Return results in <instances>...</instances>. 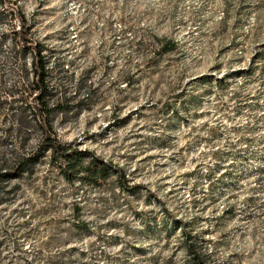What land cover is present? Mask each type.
<instances>
[{
  "label": "clouds",
  "instance_id": "clouds-1",
  "mask_svg": "<svg viewBox=\"0 0 264 264\" xmlns=\"http://www.w3.org/2000/svg\"><path fill=\"white\" fill-rule=\"evenodd\" d=\"M0 11L17 13L0 23V96L23 94L31 83L34 50L18 52L15 36L25 21L34 41L63 50L60 67L46 60L50 75L41 99L52 110L47 129L26 122L22 145L0 149V168L20 165L8 178L15 184L30 173L43 176L53 151L78 146L70 157L77 174L53 169L49 177L52 211L64 222L46 230L32 218L35 198L27 193L12 207L23 205L28 215L5 224L11 210L0 212L7 248H0V264H47L44 250L52 248L66 253L61 264H138L142 258L149 264L154 256L164 264L173 255L175 264H186L189 252L180 247L186 232L203 243L200 254L211 264H264V181L258 183L257 171L264 161L251 158L256 149L244 142L264 138V130L247 131L264 111H233L235 98L264 105V0H4ZM157 42L165 46L153 56ZM169 94L168 146L137 151L134 140L125 142L139 131L135 120L109 127L114 112L124 117L142 106L161 108ZM214 130L224 132L223 139L205 143ZM46 136L56 143L47 144ZM33 151L41 154L29 159ZM217 151L232 155L217 160ZM131 155L132 162L121 159ZM149 156L154 159L141 163ZM90 169H104L106 183L85 179ZM229 172L236 183H221ZM163 233L170 243L156 239Z\"/></svg>",
  "mask_w": 264,
  "mask_h": 264
},
{
  "label": "rangeland",
  "instance_id": "rangeland-1",
  "mask_svg": "<svg viewBox=\"0 0 264 264\" xmlns=\"http://www.w3.org/2000/svg\"><path fill=\"white\" fill-rule=\"evenodd\" d=\"M10 4L14 3L15 0H8ZM4 4V0H0V6ZM17 15L16 12L12 11H0V23H3L7 21L10 18H15ZM32 25L28 24L27 21H25L24 29L20 32H17L15 34L16 39L20 42L21 47L17 49L18 52H22L25 48L33 49L34 46H40L41 52L44 55L45 52L48 53L47 58L44 55L45 62L47 60L48 63H55L58 67H60V61L57 59L58 56H63V50L56 49V48H49L47 45H45L40 40H33L31 38L32 36ZM26 33V34H25ZM52 37H45V40H51ZM165 45L161 43H156L153 56L158 54ZM259 55L264 56V46H261L259 49ZM46 64L47 68V77H49V69ZM34 65L32 64V70H31V83L25 85V91L23 94H21L19 91L15 93V96L13 97L12 92L9 91L7 96H0V149L7 151L13 143L21 144L23 143L24 138V131L27 127L26 122L31 123L35 122V125L39 127L41 130V122L37 116V109L38 108V101H37V90H35L37 86V78L35 77L34 73ZM262 76H264V72L261 73ZM156 87H159V84L156 85ZM237 100L236 106L233 109L235 114L237 116L243 115L245 110L248 112H254L257 109L264 111V105H261L260 103H253V104H245L243 103L239 98H235ZM163 104V107L157 108L156 106H153L151 108L147 106H142L139 109H137L135 112H130L127 116L121 117L116 112L113 113L112 119L114 121L113 124H110V128H116L117 130L122 129L129 124L132 123L133 120H135L137 123L134 125V127L139 128L138 132L129 133L128 136L125 137V142H127L128 139H132L135 141L134 147L137 151L140 149L145 148L146 146L150 149L152 147H165L169 145V141L172 139V137L169 135L170 131L173 129V121L174 116L170 114L169 109L172 106V97L171 94H169L168 101H161ZM5 109H7L5 111ZM24 109V122L21 121V119L16 116L15 114L19 111H22ZM66 106L61 105L60 111L64 112L66 111ZM223 110V109H221ZM52 112V110H51ZM151 114V115H150ZM206 116H211V112L205 113ZM52 118V117H51ZM196 119H202V116H196ZM143 121V126L140 125L139 122ZM163 121V123H161ZM262 121H264V117L259 118L256 122V126L247 127V131L256 133L261 130H264L262 128ZM208 125L205 124L204 128H207ZM157 129H161L159 135H155L157 132ZM30 130V129H29ZM232 131H239V129H232ZM153 133V135H145V133ZM224 132H216L213 131V134L211 138L208 137L204 138L205 143L211 144L216 139H223ZM249 144L250 149L255 147V151L251 152V158L257 159L258 161H264V138L259 139V141H256L254 139H248L246 138L245 141ZM141 155H143V152H141ZM232 155V153H223L221 151H217L214 153V158L217 160H223L225 156ZM238 155V154H237ZM29 159L33 158L31 156L28 157ZM121 159H127L129 162H132L136 159L135 155L131 156H121ZM154 159V157H147L145 161H141V163H146L147 161H150ZM246 162V161H245ZM44 163L48 164V170L47 172L41 176L37 173H30L27 176L21 178L20 182L12 184L8 178L13 177V175H8V177L3 178L2 181V188L5 190V193L0 195V206H3L0 208V212L2 213H8L11 210V215L8 217L7 220H5V224H7L12 217L20 215V216H26L28 215V210L24 209L23 205L21 207H12L14 204L17 203L18 200L23 199L24 195L27 193H31L32 197L35 198V202L32 203V208L34 209L33 212V219H40L47 229H52L53 231L57 230V228L64 222V218L58 217L53 211V201L51 199L52 192L50 191L51 187V181L49 177L51 176L52 170L55 169V171L60 174L61 176H64L61 167L58 164L57 158H54V156L51 155L49 159L44 161ZM117 167H119L116 164H113ZM220 167V164H217V168ZM122 169V168H121ZM2 172H6L9 170L8 167L1 168ZM124 172L125 170L122 169ZM260 180H258V183H261L264 181V167L257 169ZM76 172H73V175H75ZM186 175H195L192 174H186ZM85 179H91L97 184H104L106 183L105 178H100L97 181L93 180L90 177H86ZM24 180H27L28 183L24 184ZM236 183L235 176L229 172L226 175V178H222L221 183ZM215 188V186H214ZM25 189L27 191H25ZM222 194V193H221ZM30 201L25 200L24 203L28 204ZM213 202H215V196H213ZM37 204H39V207H37ZM230 210H226L225 216L227 217L229 215ZM3 218V217H0ZM197 220H201L202 218H196ZM223 218H218L217 226L219 227V220H222ZM73 227H79V223H73ZM210 231V230H209ZM5 236L8 235L7 230H5ZM207 234V233H205ZM190 232H186L184 234V240L180 247L187 248L190 258L187 260L186 264H211L210 257L201 255V250L203 248V243L197 239L193 238L192 240L188 239V236H190ZM115 239V237L113 238ZM160 242H163L165 240H168L169 243L171 242L169 240L168 234L163 233L161 236L156 237ZM6 241H0V248H4ZM131 247V245H130ZM165 248L168 247V244L164 245ZM193 249L196 250L197 255L195 257H191V253ZM5 252H7V248H4ZM46 253H48V259L47 264H61V261L59 257L65 256L66 253L58 252L54 248L52 249H45ZM43 254V253H42ZM8 257L5 256V259ZM163 259L162 257H152L149 261V264H160V260ZM19 260V258H17ZM25 264H30V262H25ZM117 264H125V261H117ZM138 264H144V259L138 261ZM164 264H175V255L173 257L168 258L165 260Z\"/></svg>",
  "mask_w": 264,
  "mask_h": 264
},
{
  "label": "trees",
  "instance_id": "trees-1",
  "mask_svg": "<svg viewBox=\"0 0 264 264\" xmlns=\"http://www.w3.org/2000/svg\"><path fill=\"white\" fill-rule=\"evenodd\" d=\"M34 50V58H33V65H34V73H35V77L37 78V86L35 88V90H37V101H38V108L37 109V116L41 122V132H44L47 127H48V123L51 119V109L49 108L48 104L41 99L42 95L45 92V89L48 87L47 84V68H46V62L44 59V55L41 52L40 46H34L33 48ZM42 76L45 77L44 80V85L43 87L41 86V79ZM24 109L22 111L17 112L15 115L18 116L21 121L24 122ZM45 142L49 145L55 144V138L51 137V136H46L45 137ZM41 153L39 151H33L30 156L31 157H37L39 156ZM78 155V146L77 148H73V149H69L68 147H61L59 151H53L52 156H54V158H57L58 160V164L61 167V171L63 173L64 176L67 175H73V172L75 171L77 174V169L75 167H73V165H75L77 163L76 159H70V157L72 156H77ZM114 168H117L120 172L123 173L122 169L112 165ZM4 167H8L9 170L6 172H2L1 168H0V195L5 193V190L1 189L2 186V181L3 178L8 177V175H13L16 176L18 171H19V164H16L15 166H8L7 164H5ZM88 177L92 178L93 180L97 181L100 178H105L107 177L106 172L104 169H95V170H89V175ZM198 264H200V262H198Z\"/></svg>",
  "mask_w": 264,
  "mask_h": 264
}]
</instances>
